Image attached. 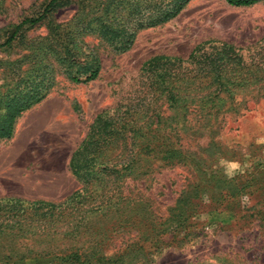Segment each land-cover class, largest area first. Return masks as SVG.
I'll return each instance as SVG.
<instances>
[{
  "label": "rangeland",
  "instance_id": "obj_1",
  "mask_svg": "<svg viewBox=\"0 0 264 264\" xmlns=\"http://www.w3.org/2000/svg\"><path fill=\"white\" fill-rule=\"evenodd\" d=\"M93 1L70 0L52 17L56 23H65L83 9H91ZM47 2L0 0V40L22 19L37 17ZM49 22L46 17L32 26L25 24L22 32L27 38L43 39ZM83 40L100 60L99 75L88 82L75 83L54 70V83L44 97L20 113L11 137L0 139V198L58 204L84 186L93 194L104 193L117 176L118 187L110 190L111 197L102 209L96 208V203L88 204L83 223L69 237H60L54 228L53 235L41 243L0 236V251L12 240L17 254L14 264H48L36 263L24 255L26 248L43 247L63 248V253L65 247H70L83 254L88 264H264V224L251 215L253 208H261L257 201L264 197L255 191L239 195V202L230 198L232 204L224 203L216 209L204 199L205 203L181 226L178 237L182 239L170 237L148 262L136 253L134 244L141 236L139 228H145L137 227V219H149L153 214L150 210L161 218L172 216L175 209H169L179 192L193 182L200 181L207 187L209 180L218 177L233 179L237 186L243 185L246 178L264 181V97L248 93L264 92V81L237 83L235 91L243 92L237 99L245 102L237 112L229 108L224 121L209 118L188 123L182 106L164 105L166 110L157 122V117L151 115L153 111L147 109L152 98L143 96L147 87L141 72L143 62L151 56L186 58L195 45L204 41H208L206 50H211L209 43L222 42L239 49L240 66L263 61L264 4L235 7L224 0H190L169 21L139 30L131 47L121 53L92 35ZM28 53L15 40L0 47L1 103L16 82L32 70ZM175 84L179 86L180 82ZM3 110L1 104L0 113ZM98 113L114 117L118 130L112 144L98 152V160L102 161L98 169L106 166V171H98L99 178L85 185L72 173L69 162ZM170 142L182 153L175 156L174 162L164 164L157 157ZM130 153L135 161L123 167L122 160ZM146 162L154 165L147 174L138 175ZM233 163L238 167L233 169ZM224 186L233 197L236 187H221ZM221 187H210L208 196ZM183 194L193 196L195 192ZM72 221L76 224L75 218ZM130 245L133 251L119 257L120 251ZM0 264L5 262L0 260ZM49 264L81 263L54 259Z\"/></svg>",
  "mask_w": 264,
  "mask_h": 264
},
{
  "label": "trees",
  "instance_id": "obj_2",
  "mask_svg": "<svg viewBox=\"0 0 264 264\" xmlns=\"http://www.w3.org/2000/svg\"><path fill=\"white\" fill-rule=\"evenodd\" d=\"M189 1L94 0L89 5L91 9H83L80 14L73 16L65 23H56L52 15L59 8L67 6L70 0H48L37 17L22 19L3 41L0 40V47L9 46L14 40L20 42L24 48L28 49L27 57L32 58L33 62L32 70L16 82L15 88L6 94L2 103L0 101L4 106L3 112L0 113V139L11 137L15 120L20 113L44 97L54 83L55 69L60 70L75 83L88 82L97 78L100 60L94 50L85 43L84 36L92 35L98 39L99 43L105 44L116 53H121L131 47L139 30L169 21L177 16ZM224 1L235 7L264 4V0ZM46 17L50 18L49 30L45 37H42L43 39L27 38L24 35L22 29L25 24L32 26ZM206 44L208 41L195 45L186 58L155 55L143 62L141 72L146 76L145 86L147 87V90H143V96L152 98L148 104L152 108L148 106L147 109L153 111L151 115L157 117V122L161 113L166 110L164 105L167 106L166 108L182 106L183 118L188 123L209 118L224 121L225 113L229 108L232 107L233 112H237L240 105L245 102L243 98L237 99V96L243 92H236L234 86L245 81H264V60L240 66L238 60L241 62V53L233 45L223 42L218 45L209 43L211 50H206ZM177 81L180 82L179 86L175 84ZM248 93H251L249 96L264 97V92ZM158 101L159 104H157ZM117 130L114 117L98 113L85 138L72 154L69 162L70 169L85 185H88L87 182L90 180L99 178L96 176L98 171H106V166L98 169V165L102 163L98 160V152L112 144ZM181 153V150L172 148L170 142L169 146L161 150V156L157 159L164 164L172 163L175 161V156L178 157ZM134 161L133 153L126 154L121 165L128 167ZM153 165V162L151 164L146 162L142 173L138 172V175L147 174L148 169ZM94 168L96 170H93ZM118 179V176L112 178L104 193L93 194L84 186L58 204L49 201H25L16 197L0 198V236L34 239L35 242L41 243L48 236H52L56 229L60 237L67 238L74 228L83 223L88 204L96 203L95 206L98 209L106 206L108 197H111L110 190L118 187ZM221 179L218 177L216 180H209L207 187L202 182L196 181L181 190L173 208L169 209H175V213L171 211L174 214L168 218H161L154 210H150L153 214H150L149 219L146 221L137 219V227L145 228L142 230L138 227L141 236L134 241L135 251L141 255L144 262H148L151 259L150 256L155 254L166 243L165 241H169L170 237L182 239L181 236L178 237L181 226L202 206V202L205 203L204 199L209 200L208 203L216 209L224 203L232 204L233 201L230 202V198L239 202L237 197L250 191L258 192L264 197V181L246 178L243 185L237 186V182L232 183L233 179ZM227 184L236 187L233 197L225 189L226 186L221 187ZM214 186H220L221 189L218 188L219 190L213 194L209 193L208 196L210 187ZM190 191L195 194L193 196L183 194ZM203 193L207 194L206 198ZM94 195L95 197L89 200ZM146 202L143 200V203ZM257 204L262 205L261 208L258 210L253 208L251 215L260 218L259 222L264 224V199L261 198ZM169 210L167 213L170 212ZM72 217L76 219V224L72 221ZM167 223L171 228L164 226ZM174 223L178 225L171 226ZM159 224L164 227L158 226ZM52 228H54L53 232H51ZM10 243L11 245L5 246V249L0 251V260L5 264L17 262L12 240ZM62 251L63 248L54 247L26 248L24 255L25 258L36 263L49 264L54 259H60L88 264L87 258L82 257L83 254L72 248L65 247L64 253ZM126 251L132 252L133 246L125 247L118 256L120 257ZM20 260L23 259L20 257Z\"/></svg>",
  "mask_w": 264,
  "mask_h": 264
},
{
  "label": "clouds",
  "instance_id": "obj_3",
  "mask_svg": "<svg viewBox=\"0 0 264 264\" xmlns=\"http://www.w3.org/2000/svg\"><path fill=\"white\" fill-rule=\"evenodd\" d=\"M231 167H232L233 169H235V168L238 167V164L233 163V164L231 165Z\"/></svg>",
  "mask_w": 264,
  "mask_h": 264
}]
</instances>
